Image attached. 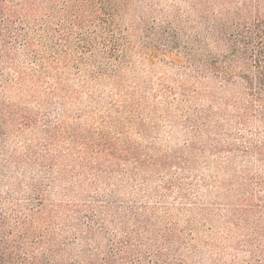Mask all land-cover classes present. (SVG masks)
<instances>
[{"label": "rangeland", "instance_id": "obj_1", "mask_svg": "<svg viewBox=\"0 0 264 264\" xmlns=\"http://www.w3.org/2000/svg\"><path fill=\"white\" fill-rule=\"evenodd\" d=\"M117 1L106 23L80 12L82 30L59 32L63 44L34 23V46L10 40L0 204L44 183L65 206L51 224L70 262L106 244L88 231L99 220L148 236L175 264H264V123L215 75L242 0Z\"/></svg>", "mask_w": 264, "mask_h": 264}, {"label": "trees", "instance_id": "obj_2", "mask_svg": "<svg viewBox=\"0 0 264 264\" xmlns=\"http://www.w3.org/2000/svg\"><path fill=\"white\" fill-rule=\"evenodd\" d=\"M122 7L117 0H77L74 3L70 0H0V59L10 58V40L14 35L24 40L27 47L34 46L26 29L33 23L36 28L32 33L45 34L50 41L56 39L57 44H63L67 41L59 32L69 26L68 31L73 33L75 28L82 30L84 14L81 16L80 12L85 11L86 15L93 9L98 19L106 23ZM44 10H48L45 19L40 16ZM219 40L229 52L218 68L219 73L217 64L213 63L207 65V72L217 73L215 75L227 84L241 87L246 110L256 112V117L264 123V0H242L238 20L224 25ZM27 193L21 202L5 200L10 202L7 208L0 204V264H175L162 248L148 244L145 240L148 236L126 232L118 236L107 232L99 220L93 224L96 227L89 226L88 231L98 229L106 244L99 242L96 250L85 246L76 261L70 262L71 256L64 254V245L53 234L51 224L65 206L50 200L44 183L32 185ZM135 222L139 225L140 220ZM78 228L82 230L79 224ZM80 238L82 242L90 241V235Z\"/></svg>", "mask_w": 264, "mask_h": 264}]
</instances>
